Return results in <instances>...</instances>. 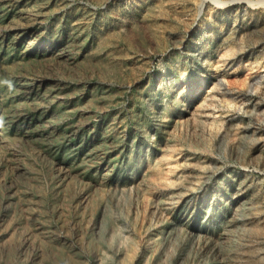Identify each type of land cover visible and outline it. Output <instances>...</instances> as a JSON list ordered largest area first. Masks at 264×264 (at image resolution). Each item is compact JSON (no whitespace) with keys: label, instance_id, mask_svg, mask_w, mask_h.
<instances>
[{"label":"rangeland","instance_id":"1","mask_svg":"<svg viewBox=\"0 0 264 264\" xmlns=\"http://www.w3.org/2000/svg\"><path fill=\"white\" fill-rule=\"evenodd\" d=\"M0 264H264V0H0Z\"/></svg>","mask_w":264,"mask_h":264},{"label":"bare ground","instance_id":"2","mask_svg":"<svg viewBox=\"0 0 264 264\" xmlns=\"http://www.w3.org/2000/svg\"><path fill=\"white\" fill-rule=\"evenodd\" d=\"M263 251V250H262Z\"/></svg>","mask_w":264,"mask_h":264}]
</instances>
